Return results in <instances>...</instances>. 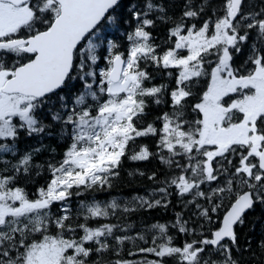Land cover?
I'll return each instance as SVG.
<instances>
[{"label":"snow or ice","instance_id":"1","mask_svg":"<svg viewBox=\"0 0 264 264\" xmlns=\"http://www.w3.org/2000/svg\"><path fill=\"white\" fill-rule=\"evenodd\" d=\"M0 264H264V0H0Z\"/></svg>","mask_w":264,"mask_h":264},{"label":"trees","instance_id":"2","mask_svg":"<svg viewBox=\"0 0 264 264\" xmlns=\"http://www.w3.org/2000/svg\"><path fill=\"white\" fill-rule=\"evenodd\" d=\"M125 191H127V190L125 189Z\"/></svg>","mask_w":264,"mask_h":264}]
</instances>
